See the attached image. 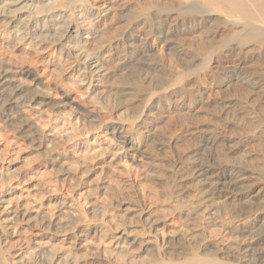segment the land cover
<instances>
[{
  "label": "bare ground",
  "instance_id": "6f19581e",
  "mask_svg": "<svg viewBox=\"0 0 264 264\" xmlns=\"http://www.w3.org/2000/svg\"><path fill=\"white\" fill-rule=\"evenodd\" d=\"M0 264H264V0H0Z\"/></svg>",
  "mask_w": 264,
  "mask_h": 264
},
{
  "label": "rangeland",
  "instance_id": "374dc122",
  "mask_svg": "<svg viewBox=\"0 0 264 264\" xmlns=\"http://www.w3.org/2000/svg\"><path fill=\"white\" fill-rule=\"evenodd\" d=\"M157 52H162V48L161 47H158L157 48ZM172 61V60H171ZM205 87L209 89L210 85L209 83H206L205 84ZM58 125H60V130L58 129H55L52 131V127L51 126H48L47 128H45V131L51 135V136H55V137H65L66 135H70L73 133V126L68 124L65 128L62 127V125H64V122L63 124H60V122H57ZM62 123V122H61ZM176 124V122H173L171 124V126L173 127L174 125ZM72 126V127H71ZM170 126V127H171ZM63 129H62V128ZM65 130L64 134H62V132L60 133L61 130ZM72 130V131H71ZM52 132V133H51ZM60 133V134H59ZM67 133V134H66ZM59 134V136H58ZM102 134V135H101ZM99 136H94L92 137L91 135L88 136V139H91L92 142L94 143V145H90V146H87V145H84V144H81L78 145L77 149L75 147H71L68 148L72 153V152H75L76 154H78L80 156H83V153L86 154V152H89V155L91 157H102L101 155H104V157H102L103 159H107V162L109 163L112 159V152H108L107 154V151L105 149H107V144L108 141H107V138H104V134L101 133ZM67 137V136H66ZM97 137V138H96ZM84 139H86V137H82ZM83 139V140H84ZM182 144V143H181ZM84 145V146H83ZM106 151V154H105V151ZM183 150L182 146L181 148L179 147V153H181ZM103 151V153H102ZM177 150H175V153L176 155L178 154ZM101 154V155H98V154ZM112 154V155H110ZM121 154V153H120ZM98 155V156H97ZM106 155V157H105ZM110 156V158H108V156ZM121 156L118 155L109 165V168L112 169L114 171V176H113V180L114 183H123L122 186L124 187V189L127 191H129V193H131V196L132 198H134L135 200H137V203L139 204V206L141 207V204H142V207L146 204L149 203H153V205L151 206V208L147 211H149L151 214H155V215H160L164 218L165 220V224L167 226H170V227H167L165 229V236H169L171 231H173L174 229H186V226H187V223L184 222L183 220L180 219V216L178 214V212L172 207V205H169L167 203L164 202V200L160 197V192H161V189L156 186L155 184H152L151 182H147V180H145V174H148L149 170H150V167L147 166L145 163L143 164H138V163H134L132 162L130 159H125L122 161V159L120 158ZM110 160V161H109ZM154 165H158L160 164L161 160H154ZM88 180V177L84 178L83 181L86 182ZM112 180V181H113ZM127 188V189H126ZM85 192H86V188H80L78 191H76L74 194H73V197L76 199L77 201V204L78 206L80 207V209L86 213L87 210L90 208V205L91 203L89 202V199L86 198V195H85ZM101 200V198H100ZM100 202V201H99ZM206 221H203V224L205 223ZM208 227V225H206ZM206 235L208 236V240H210L212 243H215V244H222L224 242V240L226 239V237L224 236V234H222L221 231H217V230H214V227L212 226H209V228H206ZM102 244H103V241H102ZM104 246H107L109 247L108 244H105ZM112 247V246H111Z\"/></svg>",
  "mask_w": 264,
  "mask_h": 264
}]
</instances>
